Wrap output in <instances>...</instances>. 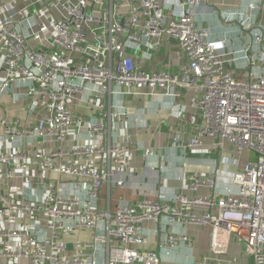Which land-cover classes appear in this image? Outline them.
Returning a JSON list of instances; mask_svg holds the SVG:
<instances>
[{"label": "built area", "instance_id": "2783aa9c", "mask_svg": "<svg viewBox=\"0 0 264 264\" xmlns=\"http://www.w3.org/2000/svg\"><path fill=\"white\" fill-rule=\"evenodd\" d=\"M14 1L5 5L6 14L0 12V70L8 72L2 87L12 83L30 98L36 118L24 125L0 118V261L161 264L162 252L191 247L179 228L211 226L213 251L236 239L254 264H264V72L251 57L253 44L263 45L264 31L230 52L225 38H211L196 25L203 0H53L59 17L35 13L38 35L48 45L33 47L15 29L17 16L27 18L13 10ZM163 36L179 45L180 74L145 72L128 54L133 47L158 48ZM152 91L191 97L185 120L194 135L176 143L184 158L207 139L216 152L230 145L233 154L252 153L243 166L234 156L219 160V167L236 170V195L216 193L217 170L187 178V190L207 189L205 197L190 199L183 189L171 202L145 198L112 208L111 192L126 186L135 147L127 135L81 111L101 115L113 99ZM121 116L129 126L144 124L115 111V119ZM157 238L159 251H145Z\"/></svg>", "mask_w": 264, "mask_h": 264}, {"label": "crops", "instance_id": "0c3cea01", "mask_svg": "<svg viewBox=\"0 0 264 264\" xmlns=\"http://www.w3.org/2000/svg\"><path fill=\"white\" fill-rule=\"evenodd\" d=\"M52 1L10 2L16 13L22 12L27 18V21L23 22L22 18L17 16L15 29L28 36L33 47L48 45L44 35H38L41 19L35 13L43 10L46 14L45 18L60 16V8H51ZM61 2L77 4L80 0H61ZM7 3L9 0H0L2 14L7 13L5 6ZM230 14L231 20L225 23L226 16ZM248 17L250 23L247 22V24ZM196 25L207 29L211 38H225L230 52L240 51L255 34L264 31V0H203L196 17ZM243 27L246 29L243 30ZM262 46L264 48V42L263 45L253 44L251 51V57L259 72H264ZM150 47L149 45L133 47L128 50V54L145 72L181 73L184 59L177 41L163 36L158 48ZM7 78L8 72L5 69L0 70V118H6L10 122L20 119L21 124L24 125L31 116L36 118L33 112L35 104L12 83L9 87L3 88L2 82ZM239 78L244 79L241 73ZM190 99V95L186 93L180 99H176L165 97L159 91H152L150 95L113 99L112 109L105 103V112L101 115L96 112L81 111L88 118L94 117L99 123L105 124L107 128L111 126L113 131H118L121 136L127 135L135 149L151 150L154 154L146 158L140 154L139 150L132 151L127 172L130 174L129 180L125 187L115 188L111 192L112 208L121 203L136 206L145 198L165 203L171 202L175 194L183 189L190 199L196 196L205 197L210 193L207 189H202L199 193L187 190L189 183L187 178L192 174H209L217 170L220 175L216 193L219 196L237 194V188L232 184L235 168L229 165L218 166L221 157H232L234 152L230 145H225V148L218 151L216 156V151L211 148L212 141L207 139L202 149H193L186 158L183 157L182 151L176 148L177 142L189 141L194 135V130L185 120L187 111L190 110ZM115 105L123 108L119 109ZM77 110L80 111V109ZM115 111L126 113L130 118L143 119L144 124L139 127L129 126L126 117L121 116L115 119ZM39 147L48 149L50 146L40 145ZM243 164L244 161L241 166ZM103 198L107 199V192H104ZM147 228L152 230L155 224L148 223ZM167 230L169 231V228ZM179 231H184L189 236L191 247L187 244L182 245L179 250L171 252V255L162 252L161 264H254L253 259L244 253L243 246L236 239L229 240L224 251H213L211 226H187L184 229L179 228ZM158 242V238L153 239L152 245L144 250L158 252Z\"/></svg>", "mask_w": 264, "mask_h": 264}, {"label": "rangeland", "instance_id": "374dc122", "mask_svg": "<svg viewBox=\"0 0 264 264\" xmlns=\"http://www.w3.org/2000/svg\"><path fill=\"white\" fill-rule=\"evenodd\" d=\"M218 152H216V156H217ZM252 153L248 152V151H244L243 154L241 155H236V154H232V156L236 157V159H238L241 163L242 161H244V163L246 161H248L249 158L253 157V155L251 156ZM1 264H6V260L5 259H1L0 261Z\"/></svg>", "mask_w": 264, "mask_h": 264}]
</instances>
